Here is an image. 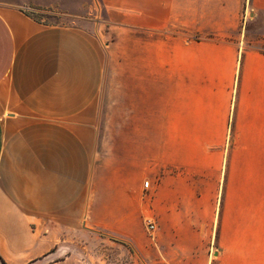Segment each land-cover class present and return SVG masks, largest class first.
Wrapping results in <instances>:
<instances>
[{
	"label": "crops",
	"instance_id": "crops-1",
	"mask_svg": "<svg viewBox=\"0 0 264 264\" xmlns=\"http://www.w3.org/2000/svg\"><path fill=\"white\" fill-rule=\"evenodd\" d=\"M99 2L131 31L107 153L79 119L99 46L0 0V264H46L80 230L141 264H264V51L239 37L249 15L264 39V0Z\"/></svg>",
	"mask_w": 264,
	"mask_h": 264
},
{
	"label": "rangeland",
	"instance_id": "rangeland-1",
	"mask_svg": "<svg viewBox=\"0 0 264 264\" xmlns=\"http://www.w3.org/2000/svg\"><path fill=\"white\" fill-rule=\"evenodd\" d=\"M10 1L37 21L77 29L99 46L104 61V84L91 108L79 119L90 121L94 127L93 152L107 153L112 148L120 88L130 74L131 31L122 21L121 13L107 11L99 0H48L46 6L36 4V0ZM262 27L261 18L247 15L240 25L239 37L249 48L264 51ZM62 240L46 264H141L128 244L102 231L65 233Z\"/></svg>",
	"mask_w": 264,
	"mask_h": 264
},
{
	"label": "built area",
	"instance_id": "built-area-1",
	"mask_svg": "<svg viewBox=\"0 0 264 264\" xmlns=\"http://www.w3.org/2000/svg\"><path fill=\"white\" fill-rule=\"evenodd\" d=\"M147 226H148V230L150 231V233H153L154 229H155L154 223L153 222H149Z\"/></svg>",
	"mask_w": 264,
	"mask_h": 264
},
{
	"label": "trees",
	"instance_id": "trees-1",
	"mask_svg": "<svg viewBox=\"0 0 264 264\" xmlns=\"http://www.w3.org/2000/svg\"><path fill=\"white\" fill-rule=\"evenodd\" d=\"M211 38H215V37H213V36H210ZM5 264V263H4Z\"/></svg>",
	"mask_w": 264,
	"mask_h": 264
}]
</instances>
